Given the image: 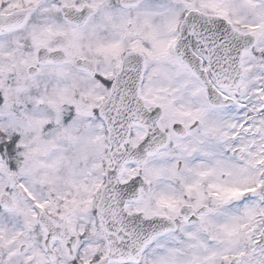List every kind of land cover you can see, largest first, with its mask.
<instances>
[{
    "label": "snow or ice",
    "instance_id": "1",
    "mask_svg": "<svg viewBox=\"0 0 264 264\" xmlns=\"http://www.w3.org/2000/svg\"><path fill=\"white\" fill-rule=\"evenodd\" d=\"M0 264H264V0H0Z\"/></svg>",
    "mask_w": 264,
    "mask_h": 264
}]
</instances>
